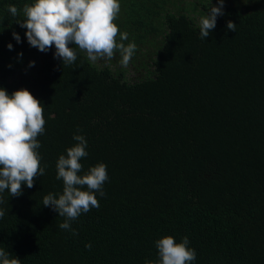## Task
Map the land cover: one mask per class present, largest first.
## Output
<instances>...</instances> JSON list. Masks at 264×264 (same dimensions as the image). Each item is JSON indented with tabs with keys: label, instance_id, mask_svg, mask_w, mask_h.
Listing matches in <instances>:
<instances>
[{
	"label": "trees",
	"instance_id": "obj_1",
	"mask_svg": "<svg viewBox=\"0 0 264 264\" xmlns=\"http://www.w3.org/2000/svg\"><path fill=\"white\" fill-rule=\"evenodd\" d=\"M119 2L114 23L137 45L126 67L76 45L63 65L17 23L34 0H0V88L30 91L46 121L45 174L19 197L0 193V248L21 264H144L158 258L155 241L186 236L192 264H264V0H225L205 40L199 19L217 0ZM74 134L88 143L79 174L102 162L109 177L99 208L71 222L78 236L42 204L62 194L56 163Z\"/></svg>",
	"mask_w": 264,
	"mask_h": 264
},
{
	"label": "clouds",
	"instance_id": "obj_2",
	"mask_svg": "<svg viewBox=\"0 0 264 264\" xmlns=\"http://www.w3.org/2000/svg\"><path fill=\"white\" fill-rule=\"evenodd\" d=\"M225 0H217L218 7L211 6L206 15L199 19L200 38L206 39L215 29L217 17L223 16ZM119 0H34L23 6L26 19L17 22L26 29V39L31 47L40 52H48L54 45V59L62 60L63 65H71L77 59L72 45L86 52L92 62H109L119 54V64L126 67L135 52L137 45L128 40V33L120 32L114 21L120 12ZM8 12L15 18L18 9L14 5ZM236 24L229 21L227 29L235 32ZM13 39L21 42L20 36L13 32ZM9 50L13 45H7ZM22 56L23 54H18ZM34 61L29 67L34 66ZM11 68V65H9ZM44 106L27 89L14 91L11 95L0 88V193L7 190L10 196L22 195V185L34 186L35 179L45 174L41 167V147L38 136L45 132ZM77 129V132H80ZM75 145L66 149V156L60 155L57 163V180L63 181L62 194L58 198L53 193L43 197L44 207H51L64 222L59 228L71 231L73 236L78 232L71 228V222L92 208H99L96 193L105 195L103 186L108 181L107 165L97 163L83 175L80 161L88 156V143L83 135L74 134ZM87 190H83L84 188ZM0 197V204H3ZM5 212L0 208V219ZM189 239L184 237L177 243L174 237L164 236L155 241L158 258L145 259L144 264H192L196 260L195 249L188 247ZM85 248L91 250V243ZM0 264H21L19 258L0 248Z\"/></svg>",
	"mask_w": 264,
	"mask_h": 264
},
{
	"label": "rangeland",
	"instance_id": "obj_3",
	"mask_svg": "<svg viewBox=\"0 0 264 264\" xmlns=\"http://www.w3.org/2000/svg\"><path fill=\"white\" fill-rule=\"evenodd\" d=\"M131 77L134 78L135 77V72L131 73Z\"/></svg>",
	"mask_w": 264,
	"mask_h": 264
}]
</instances>
